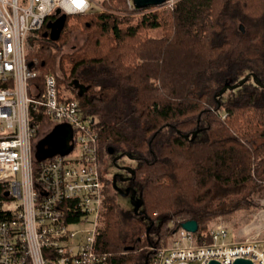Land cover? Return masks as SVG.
I'll use <instances>...</instances> for the list:
<instances>
[{
  "label": "trees",
  "instance_id": "obj_1",
  "mask_svg": "<svg viewBox=\"0 0 264 264\" xmlns=\"http://www.w3.org/2000/svg\"><path fill=\"white\" fill-rule=\"evenodd\" d=\"M102 3L68 15L57 39L59 16H49L27 62L40 89L57 75L59 94L94 119L100 159L113 146L135 161L130 185L145 215L121 208L105 187L97 245L116 264H145L149 246L167 243L182 222L197 220L198 240L211 242L213 221L260 206L253 196L264 194V0H176L137 19L119 14L128 0ZM76 32L83 43L65 52ZM251 72L262 84L251 76L216 95ZM216 130L223 136L210 138Z\"/></svg>",
  "mask_w": 264,
  "mask_h": 264
},
{
  "label": "built area",
  "instance_id": "obj_2",
  "mask_svg": "<svg viewBox=\"0 0 264 264\" xmlns=\"http://www.w3.org/2000/svg\"><path fill=\"white\" fill-rule=\"evenodd\" d=\"M94 2L0 0V264H116L97 245L105 176L94 119L77 99L59 94L57 75L47 74L40 89L31 81L38 71L27 62L49 16L82 15ZM35 112L45 115L46 130H71L68 152L36 157L43 124L33 120ZM196 233L179 227L164 245H150L147 264H233L238 258L264 264V241L257 237L219 241L227 231L218 224L210 228L211 242Z\"/></svg>",
  "mask_w": 264,
  "mask_h": 264
},
{
  "label": "rangeland",
  "instance_id": "obj_3",
  "mask_svg": "<svg viewBox=\"0 0 264 264\" xmlns=\"http://www.w3.org/2000/svg\"><path fill=\"white\" fill-rule=\"evenodd\" d=\"M94 1L95 2L93 3V8L91 10L104 9L103 3H102L103 0H94ZM149 7H153L151 9L153 11V10H160V9L164 10V9H167L169 6L165 7V5L162 4V5L149 6ZM119 14L123 16L125 15L126 17H133L134 19H137L138 17L143 16L145 13H143L141 9L134 10L128 7L127 11L120 12ZM83 39H84L83 34L79 32L74 33L69 44L65 45L64 51L72 52L76 47L81 46V44L83 43ZM35 46H36V43L33 44L30 50H32ZM46 126H47L46 123L42 125L41 134H47L51 132V131L46 130L45 128ZM209 136L210 138H214L216 136L218 137L223 136V132L216 130L215 134H211ZM106 156L107 155L103 154V158ZM125 159L129 162V164H135V161L127 159V158ZM107 161L109 160L107 159ZM104 167L106 171L107 166L105 164H104ZM111 184H112L111 179L107 178V174H106L104 186L108 187L110 194L114 196V193L111 189L112 188ZM253 198L255 202L260 203L259 207L250 208V209H239L234 214H231L225 217H220L211 223L210 225L211 228L212 226L218 224V225L224 226L225 231H227L226 236H222L219 239V241L231 242V241H239V240H244L246 238H253V237H257L260 240L264 241V194L261 197L258 194L257 196H253ZM118 199L120 203L123 205L124 209L131 208L129 201L125 197L119 195ZM124 228L127 231L128 228L126 227ZM169 240H170V237L168 238V241Z\"/></svg>",
  "mask_w": 264,
  "mask_h": 264
},
{
  "label": "water",
  "instance_id": "obj_4",
  "mask_svg": "<svg viewBox=\"0 0 264 264\" xmlns=\"http://www.w3.org/2000/svg\"><path fill=\"white\" fill-rule=\"evenodd\" d=\"M167 0H133V2L135 3V6L139 7V8H145V7H149V6H157V5H161L163 3H165ZM67 19V14H61L59 16L58 19V28L56 30H53L51 33V38L53 39H57L60 35L61 30L64 27V24L66 22ZM242 28H244L242 26ZM253 77L255 79L256 82H258L259 84H262L261 79L258 77V75L254 72L248 73L247 75H245L243 78L240 79V81L235 82V83H225L224 86L218 91V93L216 95H222L224 94L228 89H234L240 85H242L243 83H245L250 77ZM64 127V128H61ZM198 131H194L192 133V136H190L189 134H186L185 136L187 138H191L194 139L195 136L197 135ZM51 137L52 138H56L57 142H59V146H57L56 148H54V146L52 148L49 149V151H43V152H39L36 151V157L37 158H45L47 156L53 155L55 153H66L71 149V145L69 144V140L72 137V132L71 130L67 127V126H58L56 127L51 133ZM59 139H61L62 141H59ZM110 152L114 151V147L110 146L109 147ZM122 155H118L116 157V159H119ZM130 169L131 173L133 174L135 171L132 167L128 168ZM123 195L127 196L129 194V191L127 192H121ZM8 194V192H7ZM137 191L134 190L132 197H131V202L132 205L134 207V211L136 213H138L139 215H145V211L141 208L142 206V202L140 200V198L138 197ZM182 227L186 230L189 231H193V232H197L199 229V224L197 222V220L194 219H190L187 221L182 222L177 228ZM176 228V229H177ZM145 264H147V261L145 262ZM209 264H220L217 260H211L209 262ZM233 264H252V261L249 259H245V258H238L237 260H235V262Z\"/></svg>",
  "mask_w": 264,
  "mask_h": 264
},
{
  "label": "flooded vegetation",
  "instance_id": "obj_5",
  "mask_svg": "<svg viewBox=\"0 0 264 264\" xmlns=\"http://www.w3.org/2000/svg\"><path fill=\"white\" fill-rule=\"evenodd\" d=\"M51 132L47 134H41V131H40L38 133L37 142L35 144L36 151H39V152L49 151V149L52 148L53 146L54 148L59 146V142H57V139L51 137V134H50ZM59 141H62V140L59 139ZM104 155H107L106 157H104L105 159L103 157H101L100 159V163H101L102 170H103L102 172L105 174V176L107 174V178L111 179V183H112L111 189L114 193V196L118 200L119 205L121 206V208L124 209L123 205L120 203L118 199L119 195H121L125 197L130 203L131 208L126 209V210H131V211L133 210V212L136 215L142 216L134 211V207L131 202L133 191L136 190V188L130 185L132 173L130 169L128 168L132 167V164H129V162L125 159L126 156H124L123 153H119L115 149L113 152H110L109 150L108 153H104ZM118 155H122V156L119 159H116ZM107 159L109 161H107ZM104 164L107 166L106 171H105ZM122 191L123 192L129 191V194L125 196L121 193ZM136 195H138V191ZM140 209L142 210V207Z\"/></svg>",
  "mask_w": 264,
  "mask_h": 264
},
{
  "label": "crops",
  "instance_id": "obj_6",
  "mask_svg": "<svg viewBox=\"0 0 264 264\" xmlns=\"http://www.w3.org/2000/svg\"><path fill=\"white\" fill-rule=\"evenodd\" d=\"M104 176H105V174H104ZM106 177V176H105Z\"/></svg>",
  "mask_w": 264,
  "mask_h": 264
}]
</instances>
